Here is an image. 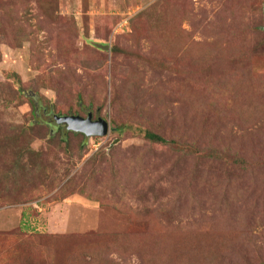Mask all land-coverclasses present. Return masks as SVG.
<instances>
[{
  "label": "rangeland",
  "instance_id": "374dc122",
  "mask_svg": "<svg viewBox=\"0 0 264 264\" xmlns=\"http://www.w3.org/2000/svg\"><path fill=\"white\" fill-rule=\"evenodd\" d=\"M0 264H264V0H0Z\"/></svg>",
  "mask_w": 264,
  "mask_h": 264
},
{
  "label": "water",
  "instance_id": "95a60500",
  "mask_svg": "<svg viewBox=\"0 0 264 264\" xmlns=\"http://www.w3.org/2000/svg\"><path fill=\"white\" fill-rule=\"evenodd\" d=\"M101 49L109 51V47L100 46ZM53 123L56 127L66 126L69 132L83 134L87 138L107 137L111 130L110 124L107 121L95 120L93 115L87 118L81 116L58 117Z\"/></svg>",
  "mask_w": 264,
  "mask_h": 264
},
{
  "label": "trees",
  "instance_id": "16d2710c",
  "mask_svg": "<svg viewBox=\"0 0 264 264\" xmlns=\"http://www.w3.org/2000/svg\"><path fill=\"white\" fill-rule=\"evenodd\" d=\"M18 85H21V83L19 82ZM33 100L36 101L35 99H33ZM33 108H34L33 112H34V120H35V122L31 123L30 127H33L35 124L39 125V124L43 123L42 120H41L40 114H39L40 113L39 109L42 108L41 104H39L38 102H35L34 105H33ZM88 116H85V118H87ZM64 127H66V126H61V127L54 126L55 129H58V128L59 129H63ZM72 133H74V132H72ZM145 135H146V139L151 141V142H153V143H160V144H164V145H167V144L170 143L165 138H163V137H161L159 135L153 134L152 132H146Z\"/></svg>",
  "mask_w": 264,
  "mask_h": 264
}]
</instances>
